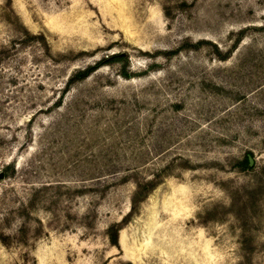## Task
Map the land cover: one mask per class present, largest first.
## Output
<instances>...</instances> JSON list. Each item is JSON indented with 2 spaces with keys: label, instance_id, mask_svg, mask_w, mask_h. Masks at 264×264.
<instances>
[{
  "label": "rangeland",
  "instance_id": "1",
  "mask_svg": "<svg viewBox=\"0 0 264 264\" xmlns=\"http://www.w3.org/2000/svg\"><path fill=\"white\" fill-rule=\"evenodd\" d=\"M0 264H264V0H0Z\"/></svg>",
  "mask_w": 264,
  "mask_h": 264
},
{
  "label": "water",
  "instance_id": "2",
  "mask_svg": "<svg viewBox=\"0 0 264 264\" xmlns=\"http://www.w3.org/2000/svg\"><path fill=\"white\" fill-rule=\"evenodd\" d=\"M251 159V158H250ZM251 162H252V159H251Z\"/></svg>",
  "mask_w": 264,
  "mask_h": 264
}]
</instances>
